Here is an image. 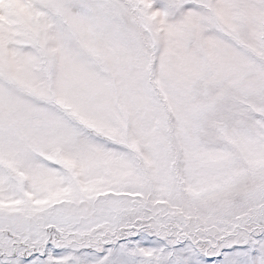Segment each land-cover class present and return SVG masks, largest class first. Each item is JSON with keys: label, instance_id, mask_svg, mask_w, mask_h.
I'll use <instances>...</instances> for the list:
<instances>
[{"label": "snow or ice", "instance_id": "1", "mask_svg": "<svg viewBox=\"0 0 264 264\" xmlns=\"http://www.w3.org/2000/svg\"><path fill=\"white\" fill-rule=\"evenodd\" d=\"M0 264H264V0H0Z\"/></svg>", "mask_w": 264, "mask_h": 264}]
</instances>
